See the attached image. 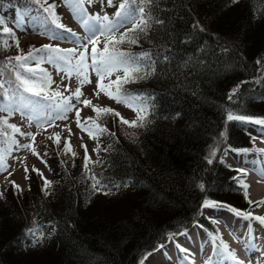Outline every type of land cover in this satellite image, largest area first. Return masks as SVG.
Wrapping results in <instances>:
<instances>
[{"label":"trees","instance_id":"16d2710c","mask_svg":"<svg viewBox=\"0 0 264 264\" xmlns=\"http://www.w3.org/2000/svg\"><path fill=\"white\" fill-rule=\"evenodd\" d=\"M113 2L117 9L120 0ZM63 3L48 0L60 18ZM22 4L0 0V16L15 33L0 34V65L62 41L24 42L14 23ZM29 7L37 14L38 5ZM39 14L46 15L42 9ZM152 15L163 23H154L137 44L118 45L125 52H150L155 61L154 74L123 86L149 94L148 122L132 128L120 117L102 115L98 123L115 137L104 134L105 156L87 171L80 160H67L61 141L57 146L50 140L56 176L47 194L33 169L28 188L11 184L0 192V264H140L196 222L216 233L201 214L206 199L253 208L232 179L237 171L221 157L228 147L253 146L245 125L227 121L226 110L264 118V0H153ZM9 79L7 71L0 76ZM57 89L51 84L46 94ZM0 117L17 125L5 112ZM0 142L6 147L8 140ZM93 174L105 186L100 191L91 188ZM29 229L43 233L40 243Z\"/></svg>","mask_w":264,"mask_h":264},{"label":"snow or ice","instance_id":"6c2138e0","mask_svg":"<svg viewBox=\"0 0 264 264\" xmlns=\"http://www.w3.org/2000/svg\"><path fill=\"white\" fill-rule=\"evenodd\" d=\"M64 2L72 10L74 19L84 28L86 33L84 37L78 36L71 28H67L59 22L60 17L55 12L56 5L48 4V0H43V3L41 0H23L22 6L17 9V16L14 20L17 27L26 23L27 20H31L39 28L44 29L40 33L41 35H46L52 40H67L77 45V47L65 49L58 45L53 46L48 44L43 45L41 48H34L26 55L21 54L16 57H9L5 64L0 65V76L4 75L6 71L10 73L9 80H0V112H5L9 116L19 112L22 116H27V119L30 122H34L38 128L44 129L46 125L52 126L57 120H67L68 113L75 110L77 127L82 131H86L91 139L97 141L99 136L104 134L115 137L114 132H109L106 127L98 123L102 115L120 117L121 124L132 128L144 127L148 122L147 113L150 108L148 104V100L150 99L149 94L129 93L123 90V86L127 83L147 79L154 74L155 61L152 60L150 52H125L118 45L124 43L130 45L137 44L139 37L141 35L146 36L154 23H163L162 20L154 19L152 15L153 0H120L116 11L111 16L103 11V5L106 3L108 7H116L113 0H64ZM97 2L101 4V12L103 14L101 12L90 14L86 5L90 6ZM232 2H238V0H232ZM45 4H47V7L44 6ZM30 5L39 6L36 9L37 15L32 16ZM40 9L46 15L39 14ZM193 27L198 28L199 25L196 24ZM121 29H125V31H121ZM0 34H7L15 38L13 29L7 27V21L3 16H0ZM101 37H103V47L99 48L98 41H100ZM4 45L7 46V41H4ZM16 46L19 47L18 40L16 41ZM89 46H91L90 50ZM164 59L167 60L168 57L165 56ZM45 62L54 66L58 72L65 73L69 79L75 76L80 87H77L69 96L63 95L58 89L50 94H46V90L53 83L51 75L43 69L39 73L37 72L39 65ZM257 63H260V61H257ZM90 70L98 78V90L95 91V95L99 96L100 92H104L105 95L114 99L117 103H123L127 107L132 108L137 113L135 120L128 121L120 116V113L115 112L111 108L93 105L88 99L81 100V97L84 95L81 88L85 84L91 83L89 78ZM114 74H116V79L113 81L111 77ZM105 80L108 81L107 84L104 83ZM236 91L237 89L232 90V93L228 96L229 100L232 99ZM33 98H41V100L35 101ZM73 98H75L78 104L91 107L96 113L95 118L88 117L82 123L80 110L72 103ZM226 120L237 121L245 126L249 124L259 125L261 127L257 131L264 135V118H255L253 115L241 114L228 109L226 110ZM68 131L71 132V129L69 128ZM17 133L21 136L29 137L33 142L35 141V135L21 132V129L15 124H10L6 117H0V138L8 140L6 147L0 142V172L7 170V157L11 154L14 147L30 150L33 154L39 155L33 147V143L20 144L15 138ZM222 135L226 139V132ZM54 136V143L59 146L60 134L55 133ZM48 139L52 140L53 136H49ZM82 147L85 148L84 168L87 171L88 164L92 161L91 157L87 155V147L85 145H82ZM62 151L65 155L68 153H71L73 157L76 155L72 151L70 142L65 143ZM94 151L99 154V144H97V148ZM234 151H237V155H243L247 154L250 150L242 148L239 150L234 149ZM255 151L264 153V149H255ZM210 155L214 157L216 155L215 150ZM61 163L64 162L61 161ZM92 163H99V161ZM208 163H212V159H209ZM242 163L246 162L242 161ZM251 163L255 165L257 161H252ZM33 170L43 178V173L38 169ZM25 171L27 172V169ZM236 171L241 175L235 176L232 179L247 199L249 184L241 176L247 177L248 172L244 167L236 169ZM252 171L256 172L264 180V166L253 167ZM89 178L92 181L91 188L94 191H100L105 187L94 174ZM51 183V181L44 178V188L42 190L46 194ZM15 187L19 188L18 185H15ZM200 187L203 189L204 186L200 185ZM104 194L107 195L108 193L105 192ZM248 202L254 203L251 200ZM255 203L264 205V200ZM204 208L217 211L224 209L233 213L236 217H241L249 222L256 221L264 227V216H253L251 212L238 210L225 202L206 199L201 205V214ZM211 223L216 224L218 221L211 219ZM200 227H203V225H200ZM253 232L251 223H249L248 239L250 243L246 245V250L255 248V244L251 243V241L255 240ZM28 234L33 238L35 243H40L43 239V233L37 232L34 229H29ZM209 237L213 245L214 258L219 257L221 260L231 261L232 264H243V261L238 259L235 251L230 250L229 245L223 241L218 229L215 235L209 233ZM216 241H219V243L217 244ZM179 250L181 252L187 251L184 248H179ZM181 259L183 264V258ZM207 264H215V260L210 259Z\"/></svg>","mask_w":264,"mask_h":264},{"label":"rangeland","instance_id":"374dc122","mask_svg":"<svg viewBox=\"0 0 264 264\" xmlns=\"http://www.w3.org/2000/svg\"><path fill=\"white\" fill-rule=\"evenodd\" d=\"M86 7L90 14H94L96 12H101L102 6L99 2H97L90 6L86 5ZM103 11L107 12L109 16L114 13L113 7H108L106 3L103 5ZM101 14H103V12H101ZM35 15L37 14H32V16ZM60 20L66 27L74 29L75 32H77L78 36L84 37L86 35L84 28L74 19L72 10L65 4V2L62 6V18ZM18 29L20 30V33L23 34L24 42L33 40L36 44H38L47 43L52 40L49 39V37L46 35H41L40 33L43 32L44 29L39 28L37 25L32 23L31 20H27V22L20 25ZM102 41L103 37H101L100 41H98L99 48L103 47ZM67 43L68 45L66 44V47H70L71 45L77 47V45L69 41H67ZM90 48L91 46H89V50ZM49 67V74L51 75L53 81L52 85L57 87L59 90L65 91V96L71 95V93L74 92L77 87H80L79 82L75 76L69 79L66 77L65 73L58 72L54 66L51 65ZM89 78L91 80V83L85 84L81 88V91L84 94L81 97V100L88 99L92 102L93 105L115 108L117 112L120 113V116H122L124 119H127L128 121H133L136 119L137 113L133 111L132 108L127 107L123 103H117L114 99H111L107 95H105L104 92H100L99 96H96L95 91L98 90V78L91 70L89 72ZM111 79L114 81L116 79V74H114ZM104 83L107 84L108 81L105 80ZM72 103L75 104L76 107L80 110V119L82 123L88 117L95 118L96 113L91 107H85L83 104H78L75 98L72 99ZM9 118L17 122V124L21 127V132L32 133L33 135H35L34 142L31 141L29 137L21 136L19 133L15 136V138L19 141L20 144L33 143V147L36 149V152L39 155L33 154L30 150L14 147L11 154L7 157V170L4 172H0L1 193L5 194L7 188L11 184H13V182V185H18L23 189L28 188L29 181L31 179L30 171L32 169H38L41 173H43V179L46 178L48 181L53 182L56 176L54 172V167L56 168V166L53 163L51 156L48 154V144L50 142V139H48V137L53 136V139L51 140V143L53 144L55 133L60 134V141L64 144V146L66 142H70L72 151L76 153L75 157H73L71 153H69L70 157H67V160L71 164H74L77 160L81 161V165L82 163H85L86 153L85 148L82 147V145H85L87 147V155L91 157L92 162L99 161V163L95 164H100L103 157L105 156L102 151L107 146V137H105V135H101L99 136L98 141L91 139L86 131H82L77 127L75 110L68 113L67 120H57L52 126L46 125L44 129L38 128L34 122H30L27 119V116H22L19 112L12 114ZM69 128L71 129V132L68 131ZM249 128L255 139V148L253 150L249 149L250 151L247 154L243 155H237V151H234V149L227 150L225 155L223 154V160L228 162L232 166H235L237 168L244 167L247 170V177L241 176V178L245 179L249 184L248 193L250 195V199L254 201L255 199L253 194L251 193L252 189L250 186V180L254 178V176H252V173H249V170L252 171L253 167L264 166V153L255 151V149H264V135L257 131V129L259 128L258 126L250 124ZM97 144H99L100 147L99 154L94 151V149L97 148ZM44 161H46V163H44ZM242 161H245L246 163H242ZM252 161H257V164H252ZM92 162L88 164V167L92 166ZM25 169H27V172L25 171ZM238 175L241 174L239 173ZM203 213H205L209 217V219L211 218L218 221V223L214 225L219 229L222 239H224L225 242L229 245L230 250L238 252L232 247L224 231L227 235L229 234L230 236L235 237V231L232 225H235V223H239L244 228V232H246L247 225H249L250 222L238 220L234 216H231L228 211L224 209L217 211L210 208H204ZM251 213L253 216H256L257 214H261L260 216H264V206L259 205L258 209L254 210ZM252 223L254 224L255 228L258 227L256 225L258 224V222L252 221L251 224ZM184 236H182V238L176 237L168 246L152 251L145 258L143 264H182L181 258H183V264H193V255L190 253V251L199 250L197 249V245H195L196 240L199 238H201L203 243H205L204 247L207 250L209 249V246H211V250H213V245L211 243L209 233L198 224L190 229L188 234ZM246 238L247 234H244L242 241H244V243L245 241L250 243V241H248ZM176 240H180L181 242H183L184 245L181 244V248L187 249L186 252H181L179 250V248L175 245ZM246 245L247 244H243L240 246V251L242 254L239 253V255L243 260L247 261L248 259L249 264H255L251 261L253 259L251 258L250 250H246ZM176 257L177 259L180 258V262L176 260ZM184 257L191 261L188 263V261Z\"/></svg>","mask_w":264,"mask_h":264},{"label":"bare ground","instance_id":"6f19581e","mask_svg":"<svg viewBox=\"0 0 264 264\" xmlns=\"http://www.w3.org/2000/svg\"><path fill=\"white\" fill-rule=\"evenodd\" d=\"M255 126L261 127L259 125H255ZM249 173H252V176H254V178H252L250 180V186H251V189H252L251 193L254 196V199H255L254 201L258 202V201L264 200V180H262L259 176H257L256 172H254V171H250L249 170ZM228 213L231 216H234L238 220L246 221V220H244L241 217H236L233 213H231L229 211H228ZM257 215H261V214H257ZM256 225L258 227L255 228L254 224L253 223L251 224V226H252V228L254 230L253 235L255 236V240L251 241V243L255 244V248L250 249V255H251V258L253 259V260H251V258H250V260L253 263H255V264H264V227H262L259 223L256 224ZM232 226H233L234 231H235L234 232L235 233V237L230 236L229 234L227 235L225 231H224V233H225L226 237L228 238V240L230 241L232 247L235 250L238 251V252L235 251L238 259L240 261H243V264H249V260L248 259H247V261L243 260L240 257V255H239V253H241L240 246L243 245V244L244 245L245 244H249L247 241H245V243H244V241H242L244 234H247V238L246 239L249 241V239H248V225H247V228H246V232H244V228L239 223H237V224L235 223V225H232ZM195 245H197V249H199V250L190 251V253L193 255L192 261L194 262V264H207V262L210 259H214L215 260V264H232L231 261L221 260V259L219 260V257H215L214 258L213 250H211V246H209V249L207 250L204 247L205 243H203L201 238L196 240V244ZM185 259L188 261V263L191 261V260H188L187 258H185ZM176 260H178V262H180V258L177 259V257H176Z\"/></svg>","mask_w":264,"mask_h":264}]
</instances>
